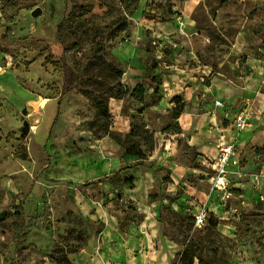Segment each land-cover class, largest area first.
<instances>
[{
  "label": "rangeland",
  "instance_id": "obj_1",
  "mask_svg": "<svg viewBox=\"0 0 264 264\" xmlns=\"http://www.w3.org/2000/svg\"><path fill=\"white\" fill-rule=\"evenodd\" d=\"M251 96L256 168L264 0H0V264H176L187 243L194 264H264L263 185L216 188L193 126L237 132ZM144 131L146 157L125 161Z\"/></svg>",
  "mask_w": 264,
  "mask_h": 264
},
{
  "label": "built area",
  "instance_id": "obj_2",
  "mask_svg": "<svg viewBox=\"0 0 264 264\" xmlns=\"http://www.w3.org/2000/svg\"><path fill=\"white\" fill-rule=\"evenodd\" d=\"M217 104L220 105L221 102L217 101ZM261 104L262 102L256 100L255 96H251L242 108L234 112L233 127L238 133L250 129L253 119L259 117L258 113H261ZM242 160V155L237 151L235 143L219 144L213 165L214 173L210 178L211 183L219 189L227 188L235 178H243L245 173L241 168ZM259 185H264V162L257 173L252 175V186ZM194 219L197 226L207 223L208 211L204 205L197 208Z\"/></svg>",
  "mask_w": 264,
  "mask_h": 264
},
{
  "label": "crops",
  "instance_id": "obj_3",
  "mask_svg": "<svg viewBox=\"0 0 264 264\" xmlns=\"http://www.w3.org/2000/svg\"><path fill=\"white\" fill-rule=\"evenodd\" d=\"M198 119H199L198 122L197 121L193 122V121H191L193 119L190 118V126L192 127V122H193V124H194L193 126H198L199 128H201L200 139H199L198 143H199L200 149H202L203 151H205L204 149L211 148L214 151V154H213L214 157H216L217 152H216L215 146H218L221 143H235L237 151L240 152V154L242 155V158H243V160L241 161V168H242V171L245 173L243 178L246 177L244 179L245 180L248 179L249 183L243 184L242 183L243 178H240V179L235 178L234 180H236V185H238L237 186L238 188H240V189L244 188L250 193L252 190L250 188V184H252V178H250V175L255 174V172L257 173V171L260 169L262 164L256 168H251L252 166L247 165V164H248V162L253 164L256 161V159H255L256 153L254 152L255 145L259 146L257 143H261L260 136L263 135V130L249 129V130H245L243 132L237 133V132L233 131L231 128L229 129L227 127V125L226 126L221 125V121L219 119H217L216 117H205V118H198ZM209 123H212V125H213L212 127L215 126V128L217 129V131L219 133L218 136L216 135V132L213 131L211 126H210L211 131L208 129H205V130L203 129L204 126H206V125L208 128ZM227 139H229V140H227ZM244 160L248 161V162H246V165L244 163V167H243L242 162ZM251 170H255V171H251ZM241 185H243V186H241ZM263 187H264V185H263ZM256 199H257V201H258V199L261 202L264 201V198L260 199L258 197ZM246 200L248 202V205H251L253 203L252 200H250V199H246Z\"/></svg>",
  "mask_w": 264,
  "mask_h": 264
},
{
  "label": "trees",
  "instance_id": "obj_4",
  "mask_svg": "<svg viewBox=\"0 0 264 264\" xmlns=\"http://www.w3.org/2000/svg\"><path fill=\"white\" fill-rule=\"evenodd\" d=\"M97 67V66H96ZM120 75V74H119ZM133 95L137 97H142L143 88L141 86L133 90ZM174 102L176 106L173 111V117L178 119L183 113V105L178 96H175ZM92 101L97 109V114L101 117H108L107 106L103 100H100L96 97H92ZM175 132H180L181 129L178 124H175ZM150 139V135L144 131L139 134H134L132 136V144L130 147L125 149L122 157L125 161H139L146 157L145 150L141 149L140 139ZM197 258V247L193 243H187L183 250L178 253V260L176 264H194V260Z\"/></svg>",
  "mask_w": 264,
  "mask_h": 264
},
{
  "label": "water",
  "instance_id": "obj_5",
  "mask_svg": "<svg viewBox=\"0 0 264 264\" xmlns=\"http://www.w3.org/2000/svg\"><path fill=\"white\" fill-rule=\"evenodd\" d=\"M41 13V9L40 8H35L32 12H31V14H32V16H38L39 14ZM22 112H23V114H26L27 113V109L26 108H24L23 110H22ZM24 127H25V130H24V134L25 133H27V131H28V129H29V125H28V123L25 121V123H24Z\"/></svg>",
  "mask_w": 264,
  "mask_h": 264
}]
</instances>
